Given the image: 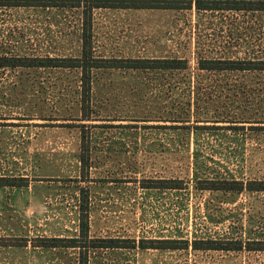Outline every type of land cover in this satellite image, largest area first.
Wrapping results in <instances>:
<instances>
[{
    "label": "rangeland",
    "instance_id": "374dc122",
    "mask_svg": "<svg viewBox=\"0 0 264 264\" xmlns=\"http://www.w3.org/2000/svg\"><path fill=\"white\" fill-rule=\"evenodd\" d=\"M82 29L79 10L2 8L0 54L77 58ZM92 31L97 57L185 58L190 72L94 71L83 121L79 72L0 70V179L28 181L0 188V264H83L82 249L41 245L82 242L85 216L93 240L190 244L87 249L83 241L87 264H264V252L192 248L194 241H264V193L196 189L200 180H264V131L249 129L264 121V73L197 69L201 58L264 60V13L104 9L95 11ZM188 75L198 86L191 96L176 87ZM180 118L199 128H154ZM145 179L185 186L144 189Z\"/></svg>",
    "mask_w": 264,
    "mask_h": 264
},
{
    "label": "trees",
    "instance_id": "16d2710c",
    "mask_svg": "<svg viewBox=\"0 0 264 264\" xmlns=\"http://www.w3.org/2000/svg\"><path fill=\"white\" fill-rule=\"evenodd\" d=\"M193 7L198 12L207 11H227V12H262L264 13V0H196L184 2L181 0H0V9L2 8H42V9H75L81 11L82 16V34H81V52L80 56L75 57H51L19 54H0V70L16 69H69L79 72L80 78V111L83 121H89L91 112L90 104L93 91V72L99 70H128L136 72H165V73H189L190 63L185 58H100L94 53L93 47V19L94 13L98 10H192ZM198 71L217 72V73H264V60H233V59H205L198 61ZM199 83V81H197ZM188 91L190 96L198 88L194 84L193 76H185L176 86ZM166 89L172 90V83L165 85ZM191 103V101H190ZM190 119L180 118L173 121L171 126H158L154 128L192 130L199 127L190 124ZM237 123V122H232ZM251 123V122H243ZM260 126H250L249 129L264 131V121L256 122ZM255 123V124H256ZM180 124V125H178ZM85 126V125H83ZM206 129L212 127L206 126ZM228 130H245L244 126L229 125L224 127ZM85 132L83 131L82 146L79 161L81 171L84 174L89 168V151L86 142ZM26 180V179H24ZM0 188L23 187L25 184L14 183L11 179H0ZM144 189L160 190H181L185 182L180 179H145L142 181ZM197 190L210 192H243L264 193V180H252L248 182L231 180H200L196 186ZM87 218V219H86ZM81 239L89 242L87 249H140V250H180L189 249V241L175 240H140L139 242L129 239H90L89 220L85 216L81 220ZM80 239H69L65 243L59 239L50 240L47 245H41L47 248H78L82 249L83 264H87L88 250L82 247ZM192 248L195 251H232L240 252L247 250L249 252H264V241H252L243 243L242 241H194Z\"/></svg>",
    "mask_w": 264,
    "mask_h": 264
}]
</instances>
